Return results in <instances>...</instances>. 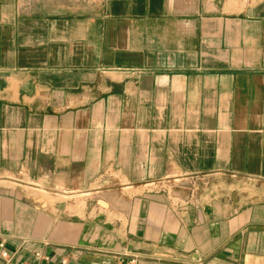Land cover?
Here are the masks:
<instances>
[{
    "label": "crops",
    "instance_id": "0c3cea01",
    "mask_svg": "<svg viewBox=\"0 0 264 264\" xmlns=\"http://www.w3.org/2000/svg\"><path fill=\"white\" fill-rule=\"evenodd\" d=\"M3 181L0 264H264V0H0Z\"/></svg>",
    "mask_w": 264,
    "mask_h": 264
},
{
    "label": "rangeland",
    "instance_id": "374dc122",
    "mask_svg": "<svg viewBox=\"0 0 264 264\" xmlns=\"http://www.w3.org/2000/svg\"><path fill=\"white\" fill-rule=\"evenodd\" d=\"M180 182H181L180 179H178V180L175 181V183H180ZM212 182H213V180L209 181L208 179H202L201 181H196V183H194V182L189 183L188 184V188L199 187L198 185H200V187H209L210 188L211 185H212L211 184ZM0 184H2V186H4V187L1 186L0 188H5L6 190H10V189L16 188L18 190L24 189L28 193H30V192L33 191L31 185H29L27 183H21V182H18V181H16V183H15V181H13V182L3 181ZM21 184H23V185H21ZM170 189L173 191L176 188L170 187ZM39 193L44 194L45 196L47 195L46 192L39 191ZM74 194L76 195V193H71L69 195H71V198H73V195ZM91 194L92 193H90V195H87V196L79 195V196L75 197L74 199L76 201H78V204H82V203H84V201L86 200V198H88V196H93V194L92 195Z\"/></svg>",
    "mask_w": 264,
    "mask_h": 264
},
{
    "label": "built area",
    "instance_id": "2783aa9c",
    "mask_svg": "<svg viewBox=\"0 0 264 264\" xmlns=\"http://www.w3.org/2000/svg\"><path fill=\"white\" fill-rule=\"evenodd\" d=\"M1 254H2L3 257H7L9 255V252H8V250L3 249ZM61 264H67V260L62 259L61 260Z\"/></svg>",
    "mask_w": 264,
    "mask_h": 264
}]
</instances>
